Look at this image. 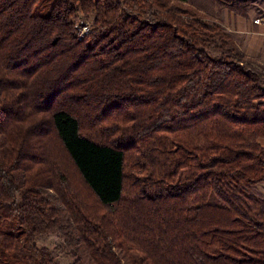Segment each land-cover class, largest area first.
Returning <instances> with one entry per match:
<instances>
[{"label": "trees", "instance_id": "1", "mask_svg": "<svg viewBox=\"0 0 264 264\" xmlns=\"http://www.w3.org/2000/svg\"><path fill=\"white\" fill-rule=\"evenodd\" d=\"M261 137L264 64L189 0H0V264H264Z\"/></svg>", "mask_w": 264, "mask_h": 264}, {"label": "crops", "instance_id": "2", "mask_svg": "<svg viewBox=\"0 0 264 264\" xmlns=\"http://www.w3.org/2000/svg\"><path fill=\"white\" fill-rule=\"evenodd\" d=\"M258 1L261 3L264 0ZM261 8L264 10V5ZM214 14L209 17L221 22L235 36L245 54L264 64V12L256 14L249 10L241 14L217 3ZM257 18L261 19L260 23L254 22ZM259 142L264 147V137Z\"/></svg>", "mask_w": 264, "mask_h": 264}, {"label": "rangeland", "instance_id": "3", "mask_svg": "<svg viewBox=\"0 0 264 264\" xmlns=\"http://www.w3.org/2000/svg\"><path fill=\"white\" fill-rule=\"evenodd\" d=\"M189 4L204 12L207 17L215 16L214 11L217 7V2L215 0H189ZM263 5L264 1L260 3L258 0H251L246 9L253 10L256 14H259L264 12L261 8ZM212 18L210 19L213 20ZM85 22H88V25L91 27V19L86 20ZM247 191L264 198V181L254 185H247ZM37 245L40 247H47L56 258L57 264H69L73 260L70 247L58 233H49L39 237Z\"/></svg>", "mask_w": 264, "mask_h": 264}, {"label": "built area", "instance_id": "4", "mask_svg": "<svg viewBox=\"0 0 264 264\" xmlns=\"http://www.w3.org/2000/svg\"><path fill=\"white\" fill-rule=\"evenodd\" d=\"M255 23H260L261 22V19L260 18H257L254 20ZM90 26L88 25V23H85L82 19H79V26H78V36L80 38L86 36L89 31H90Z\"/></svg>", "mask_w": 264, "mask_h": 264}]
</instances>
